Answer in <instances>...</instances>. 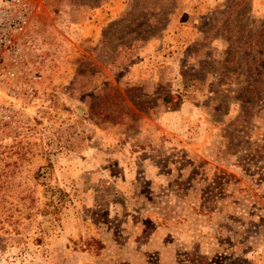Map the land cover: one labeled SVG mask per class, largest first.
Instances as JSON below:
<instances>
[{
  "label": "rangeland",
  "instance_id": "rangeland-1",
  "mask_svg": "<svg viewBox=\"0 0 264 264\" xmlns=\"http://www.w3.org/2000/svg\"><path fill=\"white\" fill-rule=\"evenodd\" d=\"M162 4L0 0V264H264V0Z\"/></svg>",
  "mask_w": 264,
  "mask_h": 264
},
{
  "label": "built area",
  "instance_id": "built-area-1",
  "mask_svg": "<svg viewBox=\"0 0 264 264\" xmlns=\"http://www.w3.org/2000/svg\"><path fill=\"white\" fill-rule=\"evenodd\" d=\"M9 24H7V19L5 18V15L1 13L0 15V47H8L9 40L7 38L6 32L7 27Z\"/></svg>",
  "mask_w": 264,
  "mask_h": 264
},
{
  "label": "trees",
  "instance_id": "trees-1",
  "mask_svg": "<svg viewBox=\"0 0 264 264\" xmlns=\"http://www.w3.org/2000/svg\"><path fill=\"white\" fill-rule=\"evenodd\" d=\"M144 1H147V0H143V2H144ZM157 1L163 3V4H162V7H166V6L170 5V0H148V3H149V5L154 6V5L156 4ZM157 16L159 17L160 15H157ZM140 18H142V17H140ZM159 24H160V22H156L154 28H151L150 25H149L148 27L150 28V31H152V29L156 31L157 28L159 27ZM234 42L239 43V41H234ZM242 45H243V44H242ZM260 68L263 69V67H260Z\"/></svg>",
  "mask_w": 264,
  "mask_h": 264
}]
</instances>
